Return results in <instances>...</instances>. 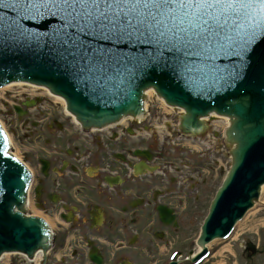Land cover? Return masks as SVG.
<instances>
[{
  "label": "flooded vegetation",
  "instance_id": "1",
  "mask_svg": "<svg viewBox=\"0 0 264 264\" xmlns=\"http://www.w3.org/2000/svg\"><path fill=\"white\" fill-rule=\"evenodd\" d=\"M39 101L14 102L25 128L17 138L31 171L27 211L45 218L53 241L45 255L13 252L0 264H162L172 249L177 264H191L210 153L224 144L171 146L178 135L163 137L146 118L84 130ZM255 240L253 253L243 239L224 264H264V230ZM201 264L220 263L213 255Z\"/></svg>",
  "mask_w": 264,
  "mask_h": 264
},
{
  "label": "water",
  "instance_id": "2",
  "mask_svg": "<svg viewBox=\"0 0 264 264\" xmlns=\"http://www.w3.org/2000/svg\"><path fill=\"white\" fill-rule=\"evenodd\" d=\"M0 11L7 14V18L0 21L3 35L0 39V85L17 79L45 84L65 98L68 109L85 127L110 123L128 113L141 114L143 91L149 87L168 104L185 109L180 122L184 132L202 129L199 117L211 111L230 118L226 136L227 141L234 144L230 150L232 164L212 202L202 227L201 241L224 235L252 205L264 183V18L256 9L249 10L247 18L240 22L235 35L239 45L235 49L237 54L215 58L214 64L219 71L189 73L161 60L131 71L123 82L120 79L108 82L103 92L96 91L93 82L76 76L59 52H64L69 59L79 58L84 65L86 53L91 52L93 46L136 56L151 51L153 45L127 41L113 44L71 26L67 29L68 35L63 30L54 35L53 29L64 23L56 16L45 17L43 21H19L27 32L13 39L17 35L11 27L16 20L15 14L10 9ZM77 35L79 40L73 44ZM65 40L68 42L64 43ZM81 41L91 42V45L81 44ZM76 45L80 46L79 51ZM163 52L165 58L171 55L167 49ZM189 59L198 60L199 57ZM113 63L118 68L120 62L110 60L105 65L110 72ZM84 113H88L87 118ZM4 148L3 134L0 135V150ZM226 151L228 168V147ZM12 158L0 151V253L12 249L30 253L37 247H46L49 236L40 220L21 214L29 175Z\"/></svg>",
  "mask_w": 264,
  "mask_h": 264
},
{
  "label": "snow or ice",
  "instance_id": "3",
  "mask_svg": "<svg viewBox=\"0 0 264 264\" xmlns=\"http://www.w3.org/2000/svg\"><path fill=\"white\" fill-rule=\"evenodd\" d=\"M0 9H10L15 14L11 27L17 35L13 39L27 32L19 21H43L45 17L56 16L64 23L53 29L54 35H59L61 30L68 35L67 29L71 26L113 44L127 41L153 45L151 51L136 56L93 46L91 52L86 53L84 65L79 58L69 59L64 52H59L76 76L93 82L95 90L100 92L108 82L116 79L123 82L131 71L161 60L189 73H215L219 71L214 64L217 56L237 54L235 49L239 45L235 35L249 10L256 9L264 18V0H0ZM6 18L7 14L0 11V21ZM0 39H3L2 33ZM76 40H79L78 35L73 44ZM80 43L91 45V42ZM79 47L76 45V51ZM164 49L171 53L167 58ZM192 56L199 59H189ZM117 59L119 67L113 63L112 71H108L105 65ZM87 117L88 113H84V118ZM7 143L8 138L4 136L5 148L0 151L5 156L8 155Z\"/></svg>",
  "mask_w": 264,
  "mask_h": 264
},
{
  "label": "rangeland",
  "instance_id": "4",
  "mask_svg": "<svg viewBox=\"0 0 264 264\" xmlns=\"http://www.w3.org/2000/svg\"><path fill=\"white\" fill-rule=\"evenodd\" d=\"M18 89L20 88L19 87L16 88V86H13L12 88H9V89L0 90V121L8 133L10 143H11V150L13 151V153H15L17 156L20 157L22 149L20 147V144L17 143V139L14 134L16 132L15 126L10 123V122H16V121H15V118L11 120L10 117L6 116V107H4L3 105L5 101L3 100L4 97L7 99H11L12 96H9V94H14L13 92ZM146 102H147L148 110H152L151 114L155 111L156 115L158 114V116L161 118L160 119L161 122H159V124L163 126L165 125L171 128L176 127L177 116L179 114L178 110L174 109L169 114H165L164 113L165 110L160 107L161 106L160 101L156 98L154 94L149 95L147 97ZM159 112L161 115L159 114ZM222 120L223 119L221 118H211L208 121L210 122V128H211L210 132L216 131L217 133L220 134V137L222 135V126H223V124L221 123ZM215 123L217 125H215ZM211 159L212 161H210V165H211V169H213V172H212V177H211L210 182L213 188V187H216L220 183V181L222 180L227 170V163H228L227 151L226 150L224 151V156L221 157L220 163L218 162L217 165L215 164L213 156H211ZM263 196L264 195H262L261 197ZM259 205L257 204L256 208H254L255 210H251L250 212H248L246 216L240 222L236 224L235 229L232 235L230 236V237H233L232 244H233L234 249L237 248V246L235 245L236 244L235 241L240 242V238L246 237L247 239H252L253 236H257L256 232L258 228H260V226L264 222V210L262 209L259 211V208L261 207V205L260 206ZM237 236H239V238Z\"/></svg>",
  "mask_w": 264,
  "mask_h": 264
},
{
  "label": "bare ground",
  "instance_id": "5",
  "mask_svg": "<svg viewBox=\"0 0 264 264\" xmlns=\"http://www.w3.org/2000/svg\"><path fill=\"white\" fill-rule=\"evenodd\" d=\"M13 86H16V87H22L23 86V83H12V84H8L6 86H4L1 90H4V89H9V88H12ZM33 91H35V88L31 89ZM152 94V90H146V95H151ZM52 97L53 101L56 102V103H59L61 105L64 106V102L62 100V98L58 97V96H50ZM161 100V99H160ZM162 108L167 112V113H170L172 112L171 108H167L164 106V104L162 103V100L160 102ZM144 107H147V102L145 101L144 103ZM224 120H222L221 122H226L227 123V119L226 118H222ZM260 192H261V195H264V183L261 185L260 187ZM261 200L264 201V196L260 198Z\"/></svg>",
  "mask_w": 264,
  "mask_h": 264
}]
</instances>
